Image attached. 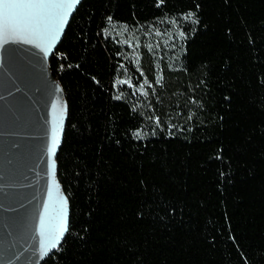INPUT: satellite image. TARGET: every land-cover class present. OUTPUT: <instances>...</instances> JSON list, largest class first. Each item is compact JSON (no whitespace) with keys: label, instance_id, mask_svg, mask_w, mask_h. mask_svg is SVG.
Masks as SVG:
<instances>
[{"label":"trees","instance_id":"16d2710c","mask_svg":"<svg viewBox=\"0 0 264 264\" xmlns=\"http://www.w3.org/2000/svg\"><path fill=\"white\" fill-rule=\"evenodd\" d=\"M158 2L83 0L49 59L74 227L48 264H264V0ZM109 15L156 37L131 86L113 87L122 48L97 36Z\"/></svg>","mask_w":264,"mask_h":264},{"label":"water","instance_id":"95a60500","mask_svg":"<svg viewBox=\"0 0 264 264\" xmlns=\"http://www.w3.org/2000/svg\"><path fill=\"white\" fill-rule=\"evenodd\" d=\"M51 55L45 58L34 45L0 42V264H42L46 259L36 251L38 213L47 198V173L53 161L59 181L56 157L61 143L49 158L45 120H51L53 104L59 108L66 101L63 90L53 95L60 84L49 67ZM22 66L28 67L29 77L19 71ZM13 82L25 88L23 101ZM60 190L64 193L61 184Z\"/></svg>","mask_w":264,"mask_h":264},{"label":"snow or ice","instance_id":"6c2138e0","mask_svg":"<svg viewBox=\"0 0 264 264\" xmlns=\"http://www.w3.org/2000/svg\"><path fill=\"white\" fill-rule=\"evenodd\" d=\"M164 0H159L158 5L162 4ZM83 0H0V42L7 43H24L28 45H34L36 48L40 49L43 56L46 58L50 52L54 53L57 42L61 39L62 34L65 33L66 26H70V18H73V13L77 9L78 5H81ZM197 8L200 5H196ZM183 19L190 20L193 24H198L199 20L196 18V12L187 11L181 14ZM106 20L111 22L113 20L112 16H107ZM173 25H176L178 21L173 18L170 21ZM127 28V25L124 26ZM154 27V25L150 26ZM194 31V29H193ZM103 34L105 38L108 35V29L102 28L97 32V36ZM156 34L159 35V30H156ZM145 35H150V33L145 32ZM178 36L181 40L186 37V33L183 30L178 32ZM129 41H125L128 43ZM139 41H137V46ZM174 46V45H173ZM148 51H152V45L146 46ZM158 47V45H157ZM117 55H120L118 52ZM66 58V54L62 56ZM31 62L29 61V64ZM68 68H80L79 64H67ZM119 68H123V65H119ZM117 68V71H119ZM65 69V64H60V70ZM8 71L7 69L5 70ZM19 71L23 77L27 78L30 76L28 67L22 66ZM143 75V73L141 72ZM16 79H21L17 76ZM91 80L96 84H100L95 76L91 77ZM162 77H157L156 83L160 84ZM148 83L145 79L144 83L140 85V89L143 95L147 96L148 92L144 90V84ZM23 84V80H21ZM118 84H129L131 86V81L117 79L113 82V87ZM13 89L17 93H22L19 97L21 101L26 95L25 88L18 86L15 82L12 85ZM63 89L60 85H55V93L61 92ZM12 95V92H9ZM116 100H120L121 95H115L113 97ZM3 99V97H0ZM54 111L52 113L51 120H45L46 131L45 136L47 137L46 150L49 158L55 156L56 150L58 149L62 135L64 131V121L65 114L67 111L66 101L59 108L53 104ZM153 119L156 127L163 130V125L161 124V118L159 116L149 117ZM191 119V115H189ZM73 127H75L73 125ZM169 127H174V125H169ZM153 134H155V129H153ZM172 133L169 132V135ZM132 136L136 139L141 138V130L136 129L132 132ZM54 166V161L49 163V171L47 175L50 177L47 186V198L43 202L42 211L38 213L39 215V225L36 229L39 239V247L36 249L39 256L45 259V264L51 261L63 250L62 242L66 243L65 235L72 234V229L74 225L70 222L68 213V196L65 195L60 190V183L56 178L54 171H52Z\"/></svg>","mask_w":264,"mask_h":264},{"label":"rangeland","instance_id":"374dc122","mask_svg":"<svg viewBox=\"0 0 264 264\" xmlns=\"http://www.w3.org/2000/svg\"><path fill=\"white\" fill-rule=\"evenodd\" d=\"M106 28L108 29L107 36L114 39L122 48L121 64L123 68H119L117 79L125 80L131 77L132 74L134 77H138V74L134 73V69L139 70V73L141 74L142 72L144 75L145 65L149 63V56L154 58L156 55V37L153 35H145L144 31L125 28L123 25L113 21H108ZM125 41L129 42L125 43ZM137 41H139L138 46ZM149 44L152 45L151 52L146 47Z\"/></svg>","mask_w":264,"mask_h":264}]
</instances>
